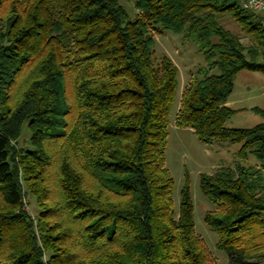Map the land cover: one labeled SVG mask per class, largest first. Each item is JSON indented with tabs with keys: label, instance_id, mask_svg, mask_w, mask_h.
Segmentation results:
<instances>
[{
	"label": "trees",
	"instance_id": "obj_1",
	"mask_svg": "<svg viewBox=\"0 0 264 264\" xmlns=\"http://www.w3.org/2000/svg\"><path fill=\"white\" fill-rule=\"evenodd\" d=\"M0 0V264H211L196 234L188 181L179 208L166 166L178 67L154 56L155 35L197 45L175 124L205 145L241 146L235 168L202 174L205 223L231 264H264V123L229 129L243 71L264 74L263 21L234 0ZM230 14L251 37L219 17ZM257 14V13H255ZM264 118V111L255 109ZM40 207L22 210L13 144ZM254 156L259 167L243 162Z\"/></svg>",
	"mask_w": 264,
	"mask_h": 264
},
{
	"label": "rangeland",
	"instance_id": "obj_2",
	"mask_svg": "<svg viewBox=\"0 0 264 264\" xmlns=\"http://www.w3.org/2000/svg\"><path fill=\"white\" fill-rule=\"evenodd\" d=\"M120 3L131 17L138 14L133 2L120 0ZM254 15L259 19L258 14L254 13ZM231 16L229 13L220 16V23L227 30L239 35L245 48H250L251 37L241 32L239 24ZM154 56L158 59L165 56L170 58L179 70L177 95L169 117V138L166 149V166L174 179L175 207L179 208L181 192L188 181L194 205L196 234L204 241L212 260L211 264H231L228 256L217 247L218 235L205 223V216L208 212L214 211V205L203 195L200 180L202 174L213 175L222 168H235L240 162L238 153L241 146L220 141L205 145L191 129L179 128L175 124L186 86L190 83L192 75L206 67L204 55L197 45L187 41L182 35L165 31L155 35ZM259 60L264 61V58ZM227 106L237 111V114L226 123L229 129H249L264 123V118L255 112V109L264 111V74L248 71L238 74ZM30 137V132L25 127L20 141L12 145L14 150L12 157L15 159L14 164L23 185L24 197L21 208L36 224L40 207L36 197L24 184V172L19 165L24 150L30 148ZM249 161L256 162L257 159L250 156Z\"/></svg>",
	"mask_w": 264,
	"mask_h": 264
},
{
	"label": "built area",
	"instance_id": "obj_3",
	"mask_svg": "<svg viewBox=\"0 0 264 264\" xmlns=\"http://www.w3.org/2000/svg\"><path fill=\"white\" fill-rule=\"evenodd\" d=\"M243 10L264 15V0H234ZM264 28V21L262 23Z\"/></svg>",
	"mask_w": 264,
	"mask_h": 264
},
{
	"label": "crops",
	"instance_id": "obj_4",
	"mask_svg": "<svg viewBox=\"0 0 264 264\" xmlns=\"http://www.w3.org/2000/svg\"><path fill=\"white\" fill-rule=\"evenodd\" d=\"M259 18L261 19V21H264V15L263 14H258ZM252 44V43H251ZM250 160V157L243 162V165L246 167V168H254V169H257L259 167V163L258 161H249ZM262 176L264 178V170L262 171Z\"/></svg>",
	"mask_w": 264,
	"mask_h": 264
}]
</instances>
